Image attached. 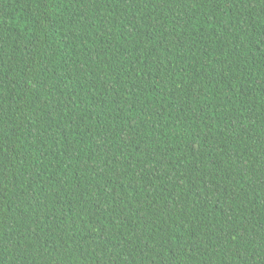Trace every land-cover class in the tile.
Listing matches in <instances>:
<instances>
[{"label":"trees","instance_id":"16d2710c","mask_svg":"<svg viewBox=\"0 0 264 264\" xmlns=\"http://www.w3.org/2000/svg\"><path fill=\"white\" fill-rule=\"evenodd\" d=\"M0 264H264V0H0Z\"/></svg>","mask_w":264,"mask_h":264}]
</instances>
